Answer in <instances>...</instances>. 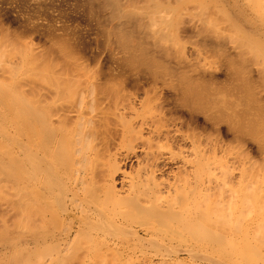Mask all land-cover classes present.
<instances>
[{
    "label": "bare ground",
    "instance_id": "6f19581e",
    "mask_svg": "<svg viewBox=\"0 0 264 264\" xmlns=\"http://www.w3.org/2000/svg\"><path fill=\"white\" fill-rule=\"evenodd\" d=\"M88 1L0 50V264H264V0Z\"/></svg>",
    "mask_w": 264,
    "mask_h": 264
},
{
    "label": "rangeland",
    "instance_id": "374dc122",
    "mask_svg": "<svg viewBox=\"0 0 264 264\" xmlns=\"http://www.w3.org/2000/svg\"><path fill=\"white\" fill-rule=\"evenodd\" d=\"M89 4L90 2L88 0H0V40H1L0 46L3 47V48L0 47V50L1 52H3V50H6L5 51L6 54L3 52L4 53L3 56L7 55L6 56L7 58H9V56H11L10 58H12V56L14 55V57H16L17 55H15V53L18 54V52L21 50L19 47H22L23 49L24 47L23 45L27 47L29 44L27 50L30 51L31 49V52H34L36 50L35 52H37V55H40V57L42 56L41 53H43L44 55V57L42 56V59L44 58L43 61L45 60L46 57V60L44 62H48L50 61V58H52L53 60L52 59L51 60L55 64L57 63L58 65L59 62L58 66H63L65 61L56 52L57 50L55 46L56 41L53 42L52 44V41L56 39V36L58 38L59 35H61L63 37V38L60 37L61 39H64L67 42H71L70 44L75 48V51L78 52V54L79 52L80 54L83 53L82 55L79 56L84 59L86 57V60L88 62L86 60L85 62L89 63V65H91L92 67L93 64L95 65V67H97V64L98 66H100L99 64L103 65L107 60L106 59L107 57L105 55L103 56V54H106V52L104 51V46L101 48V45L103 44L102 42L103 39L101 36H99L100 30L96 25L97 23H95V19H93L94 16H91L92 14L91 12H89V8H90L88 6ZM8 34L11 36H8ZM4 36H8L9 38L8 37L7 38L10 40H8ZM14 36L15 39H12ZM1 37H4L6 38V40H8V42L9 41L11 42L9 43L7 42L8 43L7 45L5 43L6 40L3 38V41L5 40L3 42ZM16 40H18L19 42H21L22 40V44L20 43L21 46L20 44H17L19 46L16 45L15 43ZM12 43H13L12 45L13 47L15 46L17 47L14 49L11 48L12 46H9V44ZM7 46L9 49L7 48ZM76 47L78 48L79 51L76 49ZM17 48L19 49V51ZM24 50H26V48ZM101 50L103 53H101ZM7 52L14 54L13 55L8 54ZM35 52L33 54H35ZM5 56L3 57L4 60H5ZM212 61L213 59H210V63L212 64L213 62L216 63V61L213 62ZM233 146L234 145H231L230 148L228 149V151L230 150V152H232V153L229 152L230 154L229 156L232 155V157L234 156L233 150L234 152L235 151L237 152L238 150L237 147H233ZM263 172H264V164H263L262 173ZM262 210L264 212V208ZM263 212L261 211L262 214ZM248 251L250 253L251 250L249 248L247 249V252L245 253V257L249 255ZM252 253H254L253 249L250 255ZM250 255L248 257H250ZM248 257L246 259L251 261V258ZM244 259H242V261H237V262L234 261L231 263L248 264V261H243Z\"/></svg>",
    "mask_w": 264,
    "mask_h": 264
}]
</instances>
